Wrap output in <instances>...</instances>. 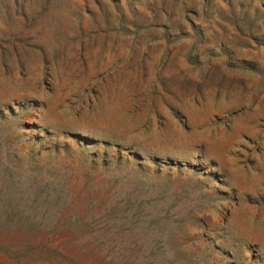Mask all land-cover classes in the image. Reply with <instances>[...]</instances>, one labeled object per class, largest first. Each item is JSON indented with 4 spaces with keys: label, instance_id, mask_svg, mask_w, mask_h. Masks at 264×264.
Masks as SVG:
<instances>
[{
    "label": "rangeland",
    "instance_id": "rangeland-1",
    "mask_svg": "<svg viewBox=\"0 0 264 264\" xmlns=\"http://www.w3.org/2000/svg\"><path fill=\"white\" fill-rule=\"evenodd\" d=\"M0 264H264V0H0Z\"/></svg>",
    "mask_w": 264,
    "mask_h": 264
},
{
    "label": "trees",
    "instance_id": "trees-1",
    "mask_svg": "<svg viewBox=\"0 0 264 264\" xmlns=\"http://www.w3.org/2000/svg\"><path fill=\"white\" fill-rule=\"evenodd\" d=\"M0 158H2L1 149H0Z\"/></svg>",
    "mask_w": 264,
    "mask_h": 264
}]
</instances>
